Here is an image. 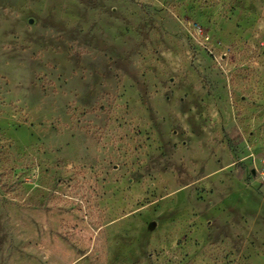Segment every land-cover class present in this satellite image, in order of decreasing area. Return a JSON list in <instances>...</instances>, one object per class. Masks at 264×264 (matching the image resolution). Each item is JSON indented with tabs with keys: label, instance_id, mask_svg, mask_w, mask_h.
<instances>
[{
	"label": "rangeland",
	"instance_id": "374dc122",
	"mask_svg": "<svg viewBox=\"0 0 264 264\" xmlns=\"http://www.w3.org/2000/svg\"><path fill=\"white\" fill-rule=\"evenodd\" d=\"M264 0H0V264H264Z\"/></svg>",
	"mask_w": 264,
	"mask_h": 264
},
{
	"label": "built area",
	"instance_id": "2783aa9c",
	"mask_svg": "<svg viewBox=\"0 0 264 264\" xmlns=\"http://www.w3.org/2000/svg\"><path fill=\"white\" fill-rule=\"evenodd\" d=\"M258 173H260L261 177L264 179V163L260 170H258Z\"/></svg>",
	"mask_w": 264,
	"mask_h": 264
}]
</instances>
